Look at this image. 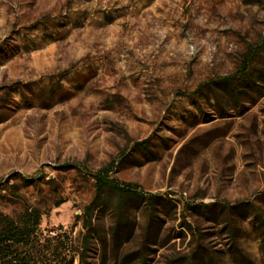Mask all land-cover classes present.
<instances>
[{
	"label": "rangeland",
	"instance_id": "1",
	"mask_svg": "<svg viewBox=\"0 0 264 264\" xmlns=\"http://www.w3.org/2000/svg\"><path fill=\"white\" fill-rule=\"evenodd\" d=\"M111 163L161 199L109 194L86 229ZM250 205L264 0H0V213L42 210L38 264H264Z\"/></svg>",
	"mask_w": 264,
	"mask_h": 264
},
{
	"label": "trees",
	"instance_id": "2",
	"mask_svg": "<svg viewBox=\"0 0 264 264\" xmlns=\"http://www.w3.org/2000/svg\"><path fill=\"white\" fill-rule=\"evenodd\" d=\"M249 61L250 59L248 58L244 63L243 69L245 71ZM229 78L230 76L225 77L224 80L228 81ZM112 163L110 166L93 174L95 179V196L85 210L84 227L86 229L92 226V217L95 208H97L109 194H115L117 196L115 208L118 211L122 210L127 198H140L146 200L152 207L161 199V196L158 194H147L139 190L137 184L121 182L112 177L110 175ZM65 167L69 168L71 166L66 165ZM244 207L245 204L241 203L232 206V208L237 209H243ZM250 208L255 220L260 226L264 239V214L256 206L250 205ZM42 216V210L36 206L27 208L20 216L0 213V264H38L32 253V245ZM229 227H231V233L235 237L234 220L230 221ZM48 264L53 263L51 262Z\"/></svg>",
	"mask_w": 264,
	"mask_h": 264
}]
</instances>
